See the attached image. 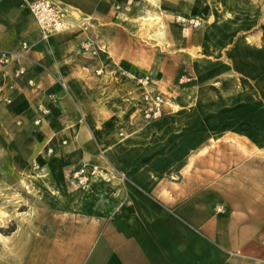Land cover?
Instances as JSON below:
<instances>
[{"label": "crops", "instance_id": "0c3cea01", "mask_svg": "<svg viewBox=\"0 0 264 264\" xmlns=\"http://www.w3.org/2000/svg\"><path fill=\"white\" fill-rule=\"evenodd\" d=\"M33 1L0 0V51L23 55L0 66V264H264V37L230 33L239 0H53L69 17L48 40ZM146 17L156 51L189 56L197 75L151 122L128 77L144 40L108 37ZM162 74L146 73L149 90L173 89ZM39 106L50 114L35 125ZM82 168L85 187L71 179Z\"/></svg>", "mask_w": 264, "mask_h": 264}, {"label": "rangeland", "instance_id": "374dc122", "mask_svg": "<svg viewBox=\"0 0 264 264\" xmlns=\"http://www.w3.org/2000/svg\"><path fill=\"white\" fill-rule=\"evenodd\" d=\"M74 16L80 23L83 21V17H80L77 14H74ZM147 17L138 19L137 22H128L132 24L127 27L117 25L111 26L108 37L111 39V45L117 49H129L130 47H134V44L129 41L128 36H136L139 39L144 40V42H142L143 72L139 75H128V77H130L129 79L131 81H135L148 76L146 75L147 72H152L153 76H156L160 74L161 70H163V74L160 75L161 80L165 83L168 80L172 85L171 88H173L172 90L167 89L162 91L166 100L169 101V99L172 100L178 92L176 86H178V82L183 76L190 74V78H194L195 76L197 77V75L192 72V59L189 56H176L171 59V57L166 53L156 51L150 42V34L157 28L158 23L155 24L154 21ZM85 27H87V30H84ZM85 27L78 26L76 28L82 30L86 35L88 34L90 36L89 29L91 26L86 25ZM229 29L230 33H236L239 38H246L249 42L254 43L255 41H261L264 37V0H239L238 10H235V14L233 15V25H231ZM108 84H110V86L106 93L109 91L115 94L120 92L119 85L115 86L112 84V80L108 79ZM113 85L115 86V89ZM170 104H172V102H169L168 106L170 112L176 114L181 112L178 107H174V105L172 107ZM139 113L141 114V112ZM6 220L7 216L4 211L0 209V224H5ZM10 228H12V226H10Z\"/></svg>", "mask_w": 264, "mask_h": 264}, {"label": "built area", "instance_id": "2783aa9c", "mask_svg": "<svg viewBox=\"0 0 264 264\" xmlns=\"http://www.w3.org/2000/svg\"><path fill=\"white\" fill-rule=\"evenodd\" d=\"M30 12L37 24L41 36L43 40H48L53 34L60 33L66 30V24L68 20V11L66 9L61 8L58 4H56L53 0H35L29 5ZM177 22L183 25L191 26L193 28L200 27L201 22L198 19H183L178 18ZM88 25V19L84 18L83 21L79 24V26L85 27ZM87 30V27L84 28ZM21 47L24 51H28L30 46L27 42H22ZM81 50L84 54L97 56L98 51L94 49L93 42L91 40L85 41L81 45ZM11 55H15L16 58H21L23 55L16 53H8L4 51H0V66L3 68H7L11 66L13 60L10 58ZM26 73L25 68H19L15 71V77H21ZM142 87L146 90L142 94V99L144 102V106L142 109V114L145 120L147 121H155L163 117L165 112V107L167 105V100L162 93L155 92L153 90H149L148 88L151 85V77L145 76L137 80ZM63 89H67L65 83H62ZM51 98V97H50ZM5 100V99H4ZM1 101V100H0ZM39 118L34 122L35 125H40L43 118L50 114V109L45 106H39L38 108ZM53 153V149H48L47 154L51 155ZM97 170H94L91 176H96ZM121 178H125L124 173H120ZM71 179L75 181L78 185L85 187L89 180L90 175L88 172L82 168L75 171Z\"/></svg>", "mask_w": 264, "mask_h": 264}, {"label": "trees", "instance_id": "16d2710c", "mask_svg": "<svg viewBox=\"0 0 264 264\" xmlns=\"http://www.w3.org/2000/svg\"><path fill=\"white\" fill-rule=\"evenodd\" d=\"M13 228H9V230L8 231H11Z\"/></svg>", "mask_w": 264, "mask_h": 264}, {"label": "bare ground", "instance_id": "6f19581e", "mask_svg": "<svg viewBox=\"0 0 264 264\" xmlns=\"http://www.w3.org/2000/svg\"><path fill=\"white\" fill-rule=\"evenodd\" d=\"M1 215H3V214H1Z\"/></svg>", "mask_w": 264, "mask_h": 264}]
</instances>
